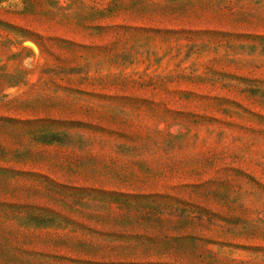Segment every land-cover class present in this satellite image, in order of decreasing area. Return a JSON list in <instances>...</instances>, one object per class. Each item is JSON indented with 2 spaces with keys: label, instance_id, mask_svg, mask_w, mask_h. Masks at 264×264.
<instances>
[{
  "label": "rangeland",
  "instance_id": "1",
  "mask_svg": "<svg viewBox=\"0 0 264 264\" xmlns=\"http://www.w3.org/2000/svg\"><path fill=\"white\" fill-rule=\"evenodd\" d=\"M0 264H264V0H0Z\"/></svg>",
  "mask_w": 264,
  "mask_h": 264
}]
</instances>
